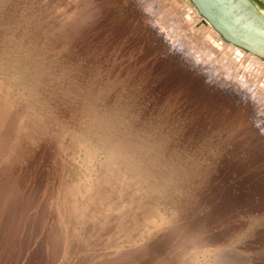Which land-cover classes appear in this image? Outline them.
<instances>
[{
	"label": "rangeland",
	"instance_id": "374dc122",
	"mask_svg": "<svg viewBox=\"0 0 264 264\" xmlns=\"http://www.w3.org/2000/svg\"><path fill=\"white\" fill-rule=\"evenodd\" d=\"M121 1L0 0V264H264L250 122Z\"/></svg>",
	"mask_w": 264,
	"mask_h": 264
},
{
	"label": "bare ground",
	"instance_id": "6f19581e",
	"mask_svg": "<svg viewBox=\"0 0 264 264\" xmlns=\"http://www.w3.org/2000/svg\"><path fill=\"white\" fill-rule=\"evenodd\" d=\"M124 2H125V0H124ZM124 2H122V3H124ZM136 3L139 4L138 5L139 7L147 9L144 12V13L149 14V15H147V18L150 16L147 19V18H145V15H143L144 18L148 22V26L147 25L145 26L146 28H148V30H146V29H145L146 31L142 30V31H144L143 40L146 43H148L149 45H155V46L157 45L159 47L162 46L163 51L166 52L167 54H169L171 59L172 58L174 59L173 60L174 63L179 64L178 62L181 61L184 64V66L183 65L181 66V68L183 69L181 75H184L183 77L185 78L186 74L190 73L191 75H187V76H189V78H190V76L191 77L193 76L196 79V83L199 85V86H197L198 91L199 90H202L203 92L206 91L208 88L206 86H208V84H209V87L211 89L213 88L215 90L214 91L215 93H218L217 95L215 94V96H216L215 98L212 96L214 98V99L212 98V100H214L215 103H219L223 106H225V104H226L227 107L230 106L232 109L231 110H229L228 108L227 109L230 111V113L233 114V116H235V114L239 112L240 115H242L245 118L246 122L247 121L250 122V128H249L250 131L255 132V133H253L252 137L253 136H257V137H256V139H253L254 138L253 137L252 138L253 141H252V139H251V141L249 140L250 141L249 144L254 142L256 145H255V147L253 146V149H252V145L250 148L247 147V149L249 148L250 151L251 150L254 151L252 154H250V152H249V156H248V154H247V156L249 157V159L251 157L257 156L258 161L260 162V163H258V165L262 164L264 162V60L259 58L256 55H254L253 53L246 51L243 48L234 45L233 43L225 41L221 37V35L214 29V27L200 15V13L195 8V6L192 3H190L188 0H137V2H135V4ZM117 4H118L119 10H122V7L120 8V6H123V5L122 4L120 5V3H117ZM125 4H126V2H125ZM138 6H136V7L139 8ZM136 7L134 9H136ZM135 12H137V11H134V13ZM132 19L133 18H131V19L121 18L120 23L121 24L125 23L128 25L130 22H132ZM137 22L138 21H136V23ZM138 25H139V23H138ZM140 40H142V39H140ZM152 49H154V48H152ZM140 50L143 51V49H140ZM163 51H161V52H163ZM156 52H157V50H156ZM157 54H156V58H157ZM162 54H163V56L165 55L164 53H161V57H162ZM148 55L149 54H147V56ZM150 56H151V58L153 57V55H150ZM145 59H146V57H145ZM141 62H142V64H140V65H143L144 62L143 61H141ZM166 62H167V60H166ZM154 64L155 63H153V65ZM168 64H169V62H168ZM150 65H151V62H150ZM164 65H163V67H164ZM170 65L171 64H169V66ZM151 66H150V68H151ZM156 66L154 65V69ZM146 68H148V67H146ZM174 70H176V68ZM175 73H177V72H175ZM157 75L158 74H156V76ZM159 75H160V73H159ZM179 75H180V73H179ZM183 77H182V79H183ZM165 80H166V78H165ZM166 82H168V81H166ZM166 82L164 81V83H166ZM162 84H163V82H162ZM188 84H191V83L188 82ZM169 86H171V85H169ZM162 88H164V87L162 86ZM193 89H196V88H193ZM169 90L170 89H168V92H169ZM209 92H211V90H209ZM220 93L222 95L221 97L219 95ZM203 94H205V93H203ZM209 95H210V93H209ZM180 99H182V98L180 97ZM189 100H190V97H189ZM212 100H211V102H214ZM205 105H207V104L205 103ZM193 106H194V102H193ZM203 106H201V107H203ZM190 107H192V105H190ZM213 109H215V108H213ZM194 110H196L195 112H197V111L199 112L200 109L199 110L194 109ZM209 110H211V108H209ZM222 110L225 111V109H222ZM188 111H190V110H188ZM200 111H202V109ZM203 111H205V106H204ZM202 112H199V113L202 115ZM210 113H213V110H211ZM225 113L229 114V112H225ZM207 114H208V116H210L209 112ZM219 114H221V112L218 113V117H219ZM222 114H221V116H222ZM229 116H230V114H229ZM210 117H213V116L211 115ZM243 117H242V119H243ZM229 119H227V120L229 121ZM214 120H215V117H214ZM238 120L239 119H237V121ZM230 121H232V120H230ZM234 122H236V121H234ZM229 123L224 124V125L230 126L231 123L230 124ZM214 124H217V123L215 122V123H213V125ZM240 124L242 125L241 122H240ZM238 125L239 124L237 122V127L240 126V125L239 126ZM243 126H246V125H243ZM243 126H241V127H243ZM248 126H249V123H248ZM216 127H214V128H216ZM218 128H219V126H218ZM224 128H225V126H224ZM238 132H237V135H238ZM243 132L245 133L246 131L244 130ZM243 134H241V135H243ZM247 136H245V137L247 138ZM250 136H251V134H250ZM239 137L241 138V136H239ZM246 138H244V139H246ZM244 139L242 142L245 141ZM262 174H261V179H258V182L262 184L261 188L259 189V193H262L264 191V184H263L264 181L263 182L261 181V180H264V178H263L264 177V171ZM249 176H250V174L246 176L248 179V181H247L248 183H250V181H251L249 179ZM258 187H259V185H258Z\"/></svg>",
	"mask_w": 264,
	"mask_h": 264
},
{
	"label": "water",
	"instance_id": "95a60500",
	"mask_svg": "<svg viewBox=\"0 0 264 264\" xmlns=\"http://www.w3.org/2000/svg\"><path fill=\"white\" fill-rule=\"evenodd\" d=\"M221 37L264 60V10L253 0H188Z\"/></svg>",
	"mask_w": 264,
	"mask_h": 264
},
{
	"label": "trees",
	"instance_id": "16d2710c",
	"mask_svg": "<svg viewBox=\"0 0 264 264\" xmlns=\"http://www.w3.org/2000/svg\"><path fill=\"white\" fill-rule=\"evenodd\" d=\"M255 3L257 2V1H260L261 2V0H253Z\"/></svg>",
	"mask_w": 264,
	"mask_h": 264
}]
</instances>
